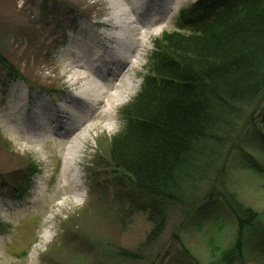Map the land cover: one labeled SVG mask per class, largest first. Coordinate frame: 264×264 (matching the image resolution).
<instances>
[{"label": "rangeland", "instance_id": "374dc122", "mask_svg": "<svg viewBox=\"0 0 264 264\" xmlns=\"http://www.w3.org/2000/svg\"><path fill=\"white\" fill-rule=\"evenodd\" d=\"M136 5L151 6L153 13L141 15L133 0H0V57L25 79L9 78L0 64V264H264V101L257 123L240 139L226 177L229 190L258 213L257 222L242 236L221 205L215 213V204L205 203L190 219L170 208L160 238L147 241L151 223L128 199L129 177L111 167L109 145L124 127L120 109L140 91L149 73L156 40L189 28H181L180 17L185 22L202 12L200 0H138ZM110 16L114 18L108 26L104 21ZM117 26L126 40L135 32L139 47L128 61L139 63L122 74L117 88L106 90L117 94L133 82L136 88L107 115L91 116L82 125L99 137L81 140L71 170L77 169V181L60 188L67 150L74 144L61 143L43 128L18 124L27 121L30 104L42 96L73 94L77 85L63 70L81 63L79 56L88 45L98 46V33L105 39V52H111L118 42L106 36H118ZM126 65L118 61L112 67L117 72ZM18 94L24 104L15 110ZM18 187L23 188L19 193ZM64 199L65 212L60 209ZM240 239L244 260L236 252L229 258ZM121 253L128 259L117 256Z\"/></svg>", "mask_w": 264, "mask_h": 264}, {"label": "trees", "instance_id": "16d2710c", "mask_svg": "<svg viewBox=\"0 0 264 264\" xmlns=\"http://www.w3.org/2000/svg\"><path fill=\"white\" fill-rule=\"evenodd\" d=\"M202 5L204 14L187 31L156 40L149 73L120 109L124 127L109 145L111 167L129 177L128 199L151 223L148 242L162 235L170 208L190 219L205 203L215 204V213L221 205L239 235L259 219L229 190L226 177L264 101V0ZM0 64L22 77L2 57ZM243 244L240 239L227 256L236 252L244 260Z\"/></svg>", "mask_w": 264, "mask_h": 264}, {"label": "bare ground", "instance_id": "6f19581e", "mask_svg": "<svg viewBox=\"0 0 264 264\" xmlns=\"http://www.w3.org/2000/svg\"><path fill=\"white\" fill-rule=\"evenodd\" d=\"M138 0H133L135 4V9H139L141 15L152 14V7L145 5L140 7L136 5ZM116 12L120 15L123 13V9L116 7ZM169 10V8H168ZM124 12L127 13L126 10ZM132 13V10H131ZM165 12H163L164 14ZM118 16V15H117ZM113 16L106 19L104 23L109 26L107 22H113ZM132 19H136L132 16ZM144 25V23L142 24ZM119 33L118 36L113 34H108L106 40L111 39L118 42L117 46H112L111 52H105V46L102 42L105 39H102V35L98 33V46H93L92 44L88 45L85 54L79 56L80 62L76 65H68L63 70V76H69L73 79L72 85H77L76 90L73 94H67L62 97L56 98L55 94H52V101H49L44 96L38 99V102L31 103L33 106L27 118V121L21 120L19 122V127L23 125L29 129L37 130V128H43L46 132L55 135L58 137L61 143L69 142L70 145L67 150L65 164H64V179L60 184L62 187H71L76 180L77 169L74 173H71L75 161L79 157V152L82 149L81 140L88 143V140L91 138L98 139L99 134L93 135L90 133V129H83L82 125L88 121L91 116H104L110 112L116 104L123 102L127 96H129L130 91L136 88V85L133 83L128 84V87L120 90L117 94L108 95V88H117L123 78H120L123 73L130 71L137 67L139 61L134 62L128 61L132 57V52H135L138 49V39L136 38L135 32L132 35H129V39L126 40L122 27L117 26ZM128 33V31H126ZM113 36V37H112ZM114 43V42H111ZM138 44V45H137ZM83 51V50H82ZM84 61V62H83ZM121 61L123 65L117 72L113 70L112 65L116 62ZM115 72L114 79L112 82H108L107 76L112 75V72ZM71 84V83H70ZM31 88L29 89V91ZM106 95L108 99L106 100ZM54 97V98H53ZM23 98L18 94L15 98V105L13 108L15 110L23 107L22 103ZM40 101V102H39ZM41 103V104H39ZM13 113H16L13 112ZM60 130H62L60 132ZM61 139V140H60ZM38 140V139H35ZM57 187L56 189H58ZM77 196V194L75 193ZM66 199L60 203V209L66 211L65 203ZM75 201H78V197L75 198ZM74 202V203H76ZM72 210L68 211L69 215H72ZM44 212L42 213V215ZM48 240V239H47Z\"/></svg>", "mask_w": 264, "mask_h": 264}]
</instances>
